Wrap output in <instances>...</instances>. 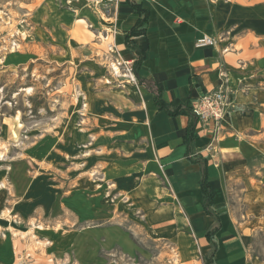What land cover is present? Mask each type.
<instances>
[{"label":"rangeland","instance_id":"1","mask_svg":"<svg viewBox=\"0 0 264 264\" xmlns=\"http://www.w3.org/2000/svg\"><path fill=\"white\" fill-rule=\"evenodd\" d=\"M111 22L83 3L0 0V264L206 262L190 225L147 208L172 190L146 166V94L121 46L129 25ZM256 232L234 264H264Z\"/></svg>","mask_w":264,"mask_h":264},{"label":"crops","instance_id":"2","mask_svg":"<svg viewBox=\"0 0 264 264\" xmlns=\"http://www.w3.org/2000/svg\"><path fill=\"white\" fill-rule=\"evenodd\" d=\"M134 5L149 15L146 33L131 40L145 54L138 76L155 83L167 104L178 100L190 110L171 117L138 84L146 94L144 126L138 129L146 146V166L159 172L162 166L172 190L156 194L167 202L163 210H158L155 194L147 208L164 213L154 222L175 219L179 227L190 225L204 264H234L244 259L245 248L240 246L256 231H264V0H123L117 18L129 25V31L121 46L133 64L138 56L125 39L144 17ZM202 35L219 39L218 45L197 49ZM220 88L230 108L213 142V134L201 130L193 116L192 104L201 94ZM191 123L194 132L188 145ZM205 164L213 214L206 212L201 188ZM178 204L183 215L173 217ZM182 236V257L187 261L193 241L186 233Z\"/></svg>","mask_w":264,"mask_h":264},{"label":"built area","instance_id":"3","mask_svg":"<svg viewBox=\"0 0 264 264\" xmlns=\"http://www.w3.org/2000/svg\"><path fill=\"white\" fill-rule=\"evenodd\" d=\"M123 0H66L67 5L73 3H83L85 8L104 16L109 15L113 20L111 26L117 22V11ZM219 39L202 35L195 43L197 49L217 46ZM230 108V101L223 88L201 94L192 104V114L196 117L201 130L209 131L213 134L212 141L218 139L222 131V123L226 118Z\"/></svg>","mask_w":264,"mask_h":264},{"label":"trees","instance_id":"4","mask_svg":"<svg viewBox=\"0 0 264 264\" xmlns=\"http://www.w3.org/2000/svg\"><path fill=\"white\" fill-rule=\"evenodd\" d=\"M134 9L136 10V12L138 14H143L144 17L143 19H140L136 26L128 33L125 42L128 48H130L131 50H133L137 56L138 59L135 61L134 65H133V71H134V75L138 81V84L144 88H146L149 92H151L154 96V102L156 104V106L158 107V109L160 111H164L166 112L169 116L171 117H175L178 115H185V114H189L190 110L188 107H185L180 101H175L171 104H167L163 98H162V91L161 89L153 82H148L147 80L141 79L138 76V71L141 67L142 61L145 58V54L143 51H140L133 43H132V38L133 37H138L141 35H144L146 33V29L145 26L148 22V13L145 12L144 10L141 9V7L139 5H134ZM31 101L34 100V97H32L30 99ZM13 114H17V110L13 111ZM194 116V115H193ZM195 117V116H194ZM196 118V117H195ZM3 119L4 116L1 115L0 116V126L3 123ZM194 132V123H191L188 127V134L187 137L185 139L186 143L189 145L190 142L192 141V135ZM201 188L204 194V199H205V209L206 212L208 214H213L211 207L213 204V190L211 189V187L208 184V171H207V165H204L203 168V176H202V181H201ZM219 228V227H218ZM218 228L214 229L208 236H211V234H215L218 231ZM214 250H216V246H213ZM208 263H212L211 258L208 259Z\"/></svg>","mask_w":264,"mask_h":264},{"label":"bare ground","instance_id":"5","mask_svg":"<svg viewBox=\"0 0 264 264\" xmlns=\"http://www.w3.org/2000/svg\"><path fill=\"white\" fill-rule=\"evenodd\" d=\"M131 77L133 78V80H135L133 75Z\"/></svg>","mask_w":264,"mask_h":264}]
</instances>
